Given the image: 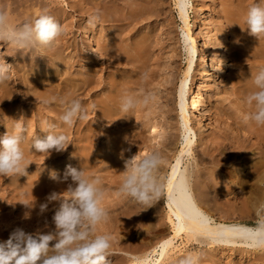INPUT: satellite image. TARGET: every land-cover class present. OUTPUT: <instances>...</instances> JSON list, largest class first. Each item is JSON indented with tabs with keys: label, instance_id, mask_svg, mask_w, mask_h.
<instances>
[{
	"label": "bare ground",
	"instance_id": "6f19581e",
	"mask_svg": "<svg viewBox=\"0 0 264 264\" xmlns=\"http://www.w3.org/2000/svg\"><path fill=\"white\" fill-rule=\"evenodd\" d=\"M28 2L0 0V8L7 9L12 23L20 24L37 14ZM64 2L74 12L85 6L84 2L94 6L100 15L102 32L98 35L92 29L93 35L86 45L75 44L84 53L77 58L65 54V43L35 59L11 47V79L0 84V135L7 131L4 120L11 131L15 120L21 119L27 129L22 147L32 163L28 176L0 177V241L7 240L17 227L30 233L54 229L52 205L44 216L37 214V207L31 211L30 219H24L28 209L17 201L43 203L53 191L69 195L64 192L69 182L57 183L49 179V172L55 170L62 176L66 167L72 165L83 166L86 174L103 178L102 207L110 211V219L98 226V232L109 233L113 238L108 264H180L184 258L180 253L188 245L218 252L230 259L228 264H234L233 256L237 254L244 261L263 259L264 254L250 251L232 231L237 225L251 226L258 206L264 203V127L245 124L241 118L246 111L243 98L254 90L251 73L264 67V39L258 41L235 24H243L248 2L253 5L254 1L222 0V12L235 41L233 66L238 70L232 73V94L237 102L233 110L225 103L216 106L222 117L217 115L219 119L213 122L218 125L212 131L204 121L211 119L206 92L201 89L196 94L193 89L207 75L210 58L206 44L209 36L201 29L199 41L192 31V0H173L182 22L187 66L180 71L179 50L175 49L170 56L174 61L169 64L170 75L164 78L158 76L162 50L151 45L157 27L145 24L152 21L153 15L161 18L167 0ZM206 2L213 4L212 0ZM208 10L207 7L203 13ZM66 11L60 4L49 15L61 24L66 21ZM196 21L201 23L200 13L196 14ZM63 28L70 31L67 25ZM172 34L169 36L173 37ZM83 35L88 36V32ZM223 39L221 32L215 33L212 43L222 46ZM224 48L228 53V48ZM95 51L105 59L98 58ZM225 57H217L216 69L220 72L225 70ZM244 63L249 65L248 69H244ZM125 93L141 101L135 117L121 118L119 102ZM35 96L40 101L51 96L78 98L87 109V118L69 129L59 121V104L42 103V110L52 114L49 122L55 123L56 130L65 132L74 143L66 151L49 155L32 150L33 140L46 135L40 131L41 121H48L43 115L37 117L29 107L37 100ZM21 97L23 103L17 105ZM145 97L147 104L143 103ZM227 116L236 121L235 127H222ZM152 152L164 159L158 175L166 195L140 212L141 206L133 205L119 188L126 175L125 160L133 157L138 161ZM16 210L20 211L18 215ZM121 230L129 237L137 236L139 242L130 245L122 238ZM177 239L182 247L174 244ZM199 260L204 264L209 261L207 255Z\"/></svg>",
	"mask_w": 264,
	"mask_h": 264
},
{
	"label": "clouds",
	"instance_id": "9594fccd",
	"mask_svg": "<svg viewBox=\"0 0 264 264\" xmlns=\"http://www.w3.org/2000/svg\"><path fill=\"white\" fill-rule=\"evenodd\" d=\"M99 24V13L88 18L90 28L95 29ZM235 24L258 41L264 39V2L258 0L249 6L243 24ZM63 34V26L46 11L33 19L14 24L10 21L7 9L0 8V43L11 45L16 52L30 54L32 59L47 56L46 50L55 48ZM236 42L239 43V40ZM95 52L98 58L105 59L99 52ZM251 76L254 90L243 98L246 111L242 119L245 124L261 128L264 127V67L251 73ZM10 79V65L0 63V84ZM37 101L38 104L45 105L59 104V121L66 128L70 129L78 120L87 118V109L78 98L51 96L42 101L37 98ZM140 103L136 96L123 94L119 102L120 112L123 113L121 118L135 117L134 112ZM143 103H148V97L144 98ZM3 123L7 131L0 135V177L28 176V168L32 162L27 160L22 147L26 126L21 119L15 120L9 131L7 121L4 120ZM56 129L55 123L41 121L40 131L46 135L33 140L32 150L50 155L53 151H66L70 144H74L65 132ZM125 139L132 144L128 137ZM163 164L164 159L158 152H152L138 161L133 157L125 160L126 175L121 181L119 191L133 205L141 206L140 212L149 209L166 195L165 186L158 175ZM49 179L57 183L69 182L67 190L64 191L69 195L53 191L43 203L38 204L37 200L27 199H19L17 202L28 209L24 219H30L31 211L37 207V214L44 216L52 205L55 209L52 216L54 229H39L30 233L21 227L15 228L7 240L0 241V264H108L107 257L113 238L109 233L98 232V226L110 219V211L102 207L105 196L103 178L86 174L83 166L78 168L68 165L62 176L55 170L50 171ZM255 216L251 226L237 225L232 231L250 251L264 254V203L258 206ZM180 264H198V257L188 254Z\"/></svg>",
	"mask_w": 264,
	"mask_h": 264
},
{
	"label": "rangeland",
	"instance_id": "374dc122",
	"mask_svg": "<svg viewBox=\"0 0 264 264\" xmlns=\"http://www.w3.org/2000/svg\"><path fill=\"white\" fill-rule=\"evenodd\" d=\"M4 1L5 3L7 2V0ZM17 1L22 2L24 0H17ZM64 1H68L69 3L74 2V0H30V2H28L27 5L28 7L31 8V11L33 13L37 11V14H35L33 18H35L43 11H46L47 14L55 12L56 10L59 9L60 4L61 6L62 5L65 6V9L68 10V12L66 11L67 17H66V21L62 22L61 25L62 26L67 25V29H69L70 31H64V34L58 40L57 45L59 43H65V54L77 58V56H79L80 54L84 55V53L82 48L78 49L75 44H78V46L79 44H82L84 46V44L85 45L87 44L88 37H91L93 35L92 28H90L88 25V18L94 13H96V11L94 9L95 8L94 6L84 2L85 0H83L85 6H80V8H78V10L74 12L71 9V7L65 5ZM253 1L254 4L258 2V0H253ZM261 2H264V0H261ZM191 3L193 4V9L190 10V17H191L190 23L195 37L199 41L201 40V34L199 33L201 29H204L206 34L209 36L206 43L208 55L210 58L209 63L207 64L208 73L201 82L193 86V89L194 91H196V94H199L201 89H204V91L206 92L208 109L209 112L211 111V117H210L211 119H205L204 121H205V126L209 129V131H212V129L218 125L217 122L214 123L213 121L215 119H219L217 115L220 114L219 109L216 106L218 104L225 103L228 107H230L231 110H233L234 109L233 104H236L237 102L235 100V96L232 94V88H233L232 73L238 70L233 66V60H234L233 58L236 55L235 41L230 29V23L226 20V17L222 12L223 10L222 0H212L213 4L211 6L208 5L206 0H192ZM248 6H251L249 2H248ZM207 7L209 8V10L203 13ZM197 13L201 14V23L196 21ZM149 23H146L145 26L153 25L157 27V30L155 32V37L153 38L151 45L154 48H156V46L158 45L157 48L159 47V49L162 50L161 53L162 66L158 70V76L164 78L165 76L170 75L169 64L170 63L174 64V61L171 59L170 56L174 54L175 49L179 50V52L177 53L178 67L180 68V71L184 70L187 64H186V54H185V50H184L185 48L183 42V31L181 29L182 22L180 21L176 13L173 0H167L166 12L162 14L161 18L153 15L152 21ZM95 29H96L95 33L100 35V33L102 32L101 31L102 28L100 24ZM85 31L88 32V36L83 35ZM170 32L173 33L172 34L173 37L169 36ZM220 32L224 37L223 39L224 43L222 46L217 45V43L214 45V43H212L213 35L215 33H220ZM224 46L228 48L229 50L228 53L225 52ZM11 47H12L11 45L0 44V63H7L11 66L12 61L14 59L13 55H11L12 52ZM52 49H50L49 52ZM157 53L158 51L155 50V55ZM217 57H221V58L225 57L224 63L226 67L225 70L222 72L216 69V62H218ZM245 64L246 63H244V66ZM245 67L246 68L244 69H248L249 65L246 64ZM18 82L19 81L17 80L15 83ZM91 100H93V97L91 98ZM22 103H23L22 97L16 101L17 105H21ZM29 107H32L37 117L41 118V115H43L48 121H50L52 114H50L46 109L42 110L43 108L42 103L38 104V101L34 100L31 102ZM243 108L245 107L243 106ZM93 109L94 111L97 109L96 105L94 104H93ZM176 114L178 115L177 112H175V115ZM220 116L222 117L221 114ZM223 120H224L222 122L223 128H227V127L233 128L236 125V121L230 118L229 116L223 118ZM180 139H182V136H180ZM163 211L166 212V209L164 208ZM14 213L15 215H18L20 211L16 210ZM121 235L122 238L124 240H127L130 245L139 242V238L137 236L129 237V235L124 230H121ZM174 244L176 246L180 245L181 240L179 239L175 240ZM114 251L117 252V249H115ZM129 252H133V251L130 250ZM188 254L197 256L198 260L204 255H207L209 261L207 260V262H205L206 264L230 263V259H228L225 256H222V254H219L218 252L208 251L198 246L188 245L187 247H184L183 251L180 253V255L183 257H185ZM198 262L199 264H204V262L200 260ZM233 263L234 264H264V258L244 261L242 257L237 254L236 256H233Z\"/></svg>",
	"mask_w": 264,
	"mask_h": 264
}]
</instances>
